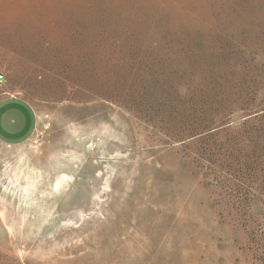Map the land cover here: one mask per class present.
<instances>
[{
    "label": "rangeland",
    "instance_id": "obj_1",
    "mask_svg": "<svg viewBox=\"0 0 264 264\" xmlns=\"http://www.w3.org/2000/svg\"><path fill=\"white\" fill-rule=\"evenodd\" d=\"M0 75V264H264V0H0Z\"/></svg>",
    "mask_w": 264,
    "mask_h": 264
},
{
    "label": "crops",
    "instance_id": "obj_2",
    "mask_svg": "<svg viewBox=\"0 0 264 264\" xmlns=\"http://www.w3.org/2000/svg\"><path fill=\"white\" fill-rule=\"evenodd\" d=\"M37 129L34 107L24 99L0 100V142L20 145L32 139Z\"/></svg>",
    "mask_w": 264,
    "mask_h": 264
},
{
    "label": "trees",
    "instance_id": "obj_3",
    "mask_svg": "<svg viewBox=\"0 0 264 264\" xmlns=\"http://www.w3.org/2000/svg\"><path fill=\"white\" fill-rule=\"evenodd\" d=\"M140 20L141 21H146V27H145L144 30H135L133 32L134 35L131 37L132 39L133 38H138V36L141 35V34H145V33H149V32H154V31H163V32H166V33L168 32L165 29L164 25L161 23L163 21L160 22V21L157 20L158 21L157 22V21H154L153 19H149V17L146 18L145 16L142 15V13L140 14ZM159 22L161 23V25L159 24ZM128 30H132V28L131 27H128ZM128 30L126 29V31H128ZM116 45L117 46L122 45L121 38L117 37ZM129 47H131V44H129ZM235 87H238V84L237 85H234L233 87L223 88L224 89V92L223 93L228 94V96H230L231 95V90H233ZM245 94H247V93H245ZM241 96H246V95H241ZM179 110H181V109H179Z\"/></svg>",
    "mask_w": 264,
    "mask_h": 264
},
{
    "label": "built area",
    "instance_id": "obj_4",
    "mask_svg": "<svg viewBox=\"0 0 264 264\" xmlns=\"http://www.w3.org/2000/svg\"><path fill=\"white\" fill-rule=\"evenodd\" d=\"M4 81V76L0 75V84Z\"/></svg>",
    "mask_w": 264,
    "mask_h": 264
}]
</instances>
